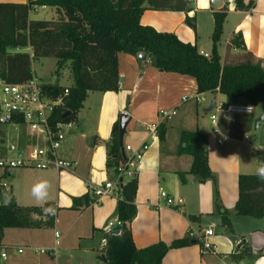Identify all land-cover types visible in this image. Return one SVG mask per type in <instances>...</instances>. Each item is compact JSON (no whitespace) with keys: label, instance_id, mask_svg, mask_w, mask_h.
I'll list each match as a JSON object with an SVG mask.
<instances>
[{"label":"crops","instance_id":"0c3cea01","mask_svg":"<svg viewBox=\"0 0 264 264\" xmlns=\"http://www.w3.org/2000/svg\"><path fill=\"white\" fill-rule=\"evenodd\" d=\"M187 1L193 8L188 16L196 18V32L185 23L187 13L183 11L148 8L141 22L158 31L174 33L182 41L195 44L201 53L209 55L212 49L214 6L211 0ZM244 1L254 2V7L249 11H238L234 0H222L221 8L226 5L227 18L219 44L221 61L224 64L233 59V55L244 52L232 43L234 35L241 34L246 50L261 60L264 66V0ZM54 16V12L50 14L51 18ZM201 30L204 32L203 40ZM118 63L119 91H90L77 114L75 126L67 130L59 155L76 163L73 169L61 172L54 169H20L15 175L12 171L4 175L0 172L2 178L13 175L15 180L22 179L24 183L21 188L12 184L8 186L10 197L13 195L18 204L23 206L55 204L57 219L53 229H50L54 231V244L55 231H58L55 229L56 222L59 220L65 233L73 232L77 248L88 256L91 253L90 257L94 259L93 263L88 261L81 264H98L95 255L101 244L104 247L106 234L118 224L119 197H97L93 187L104 184V180L112 176L106 165V144L111 139L113 125L119 123L121 112H127L131 120L124 136V146L132 144L137 148L145 141L150 145L138 164V188L134 200L137 213L130 223L135 247L142 249L158 242L171 244L189 235L192 238L190 244L169 250L163 259L164 264H222L223 260L257 264L264 257V218L239 217L235 208L239 196V175L255 173L251 171L252 163L260 166L264 162V134L249 135L257 119L264 116V111L257 113L256 106L251 116L236 115L223 120L220 127L227 139L220 145L218 139L221 136L214 134L210 119L205 120L204 113H211L213 101H228L225 96L211 92L199 93L195 79L157 69L152 65L149 55L142 60L138 55L120 52ZM198 94L202 99L200 102L195 99ZM184 97H187L186 101ZM193 100L195 102L190 105L189 102ZM163 111H170L169 116L164 118L161 114ZM173 111L176 115L171 114ZM155 122H159L165 130L163 141L149 135V126ZM263 125L264 119L257 131L262 130ZM172 129L178 133L173 138L169 133ZM196 130L207 138L209 166L215 180L217 178L219 200L223 207L221 212L227 211V224L222 222L221 214L215 213L213 183L210 180L201 182L188 173L192 156L178 154L181 132ZM8 133V130L2 129L3 145L0 146V153L5 156H15L20 150L28 151L37 144L36 138L27 129H17L15 136L10 139L7 138ZM94 137H97L96 144L92 143ZM40 181H48L50 187L46 199L37 201L32 195V188ZM161 189L175 200L174 206L167 205L166 199L160 195ZM64 217L67 222L61 220ZM21 229L29 231L30 236L34 237L42 228ZM208 229L214 231L207 239L217 247V254L204 253L202 250L199 236H203V232ZM191 233L194 235L191 236ZM5 234L6 230L3 232ZM43 234L46 236L45 231ZM21 235L29 241L28 246L33 244L28 234L26 236L24 232ZM2 239L0 264H15L12 259L9 261L11 256L8 249L21 255L24 253L23 247L16 248V245ZM20 249L23 251L19 252ZM42 249L31 248V252L48 254L42 253ZM2 253H6L7 257H2ZM12 257H16V254ZM28 263V258L21 262Z\"/></svg>","mask_w":264,"mask_h":264},{"label":"trees","instance_id":"16d2710c","mask_svg":"<svg viewBox=\"0 0 264 264\" xmlns=\"http://www.w3.org/2000/svg\"><path fill=\"white\" fill-rule=\"evenodd\" d=\"M17 1L0 0V79L7 83L31 79L32 60L35 58L55 57L59 68L69 63L73 76L71 85L44 86L54 96L69 90L65 100L71 114L65 119L57 117L58 120H76L90 91H119L120 52L135 56L145 53L157 69L192 77L197 82L199 93H216L219 88V94L225 96L228 102L240 101L254 107L264 105V66L261 60L246 50L241 34L234 35L232 43L244 52L239 53L234 62L222 64L219 44L227 18L226 5L221 9L213 7L212 49L206 56L195 44L182 41L176 34L158 31L141 22L148 8L183 11L187 13L185 23L196 32V18L188 16L193 8L187 0ZM234 3L238 11H249L254 7V2L234 0ZM41 6L52 8L55 16L51 19H32L30 12ZM27 47L32 49L33 56L18 51ZM1 127L0 144L3 142ZM164 135L165 130L160 125V140H164ZM96 142L97 137H94L92 143ZM206 142V136L198 130L182 131L178 148L179 155L192 156L188 173L201 182L215 180L209 166ZM106 146L107 168L113 180H118V224L106 234L104 254L100 258L103 264H164L163 259L169 250L189 245L192 238L188 235L171 244L158 242L142 249L135 247L130 223L137 213L134 200L138 183L137 177L126 180L125 176H119V169L124 165L121 162L118 122L113 125L111 139ZM238 188L236 215L264 218V182L259 181L255 173L240 174ZM3 191L6 189L0 187V194ZM48 208L53 211L45 212ZM222 209L216 189L215 213L221 214L222 222L227 224V211L221 212ZM56 212L57 207L53 203L23 206L11 195L9 204L0 203V239L6 228H53Z\"/></svg>","mask_w":264,"mask_h":264},{"label":"built area","instance_id":"2783aa9c","mask_svg":"<svg viewBox=\"0 0 264 264\" xmlns=\"http://www.w3.org/2000/svg\"><path fill=\"white\" fill-rule=\"evenodd\" d=\"M41 8H46L41 6ZM38 7L33 9L35 12ZM206 55V54H205ZM208 56V55H206ZM120 83V80H119ZM46 84L38 81L37 78L21 83H7L0 79V90L2 99H0V125L11 126L14 130L25 127L35 138L37 144L30 150H20L15 156H5L0 153V170L4 174L14 169H36L50 170L54 169L58 172L72 170L76 163L67 160L59 155L66 136L67 130L75 126L76 120L61 121L57 117H62L67 109L65 97L69 95V90L65 89L63 94L54 96L45 89ZM216 93L219 94V88ZM197 102L202 99L195 96ZM184 101L187 97L183 98ZM255 108L249 103L215 101V106L210 113V122L213 132L221 136L218 143H224V136L221 131L220 123L228 120L236 115L251 116L254 114ZM165 118L169 116V111L161 112ZM69 117V116H68ZM67 117V118H68ZM160 123L155 122L149 126V135L151 137H159ZM150 145L145 141L137 148L132 144L125 145L126 153H130L126 160L122 162L124 167L119 169V176H128L135 178L138 175V164L143 159ZM12 150V149H11ZM118 180L106 181L104 184L93 187V192L97 197L116 195V187ZM0 187L8 190V186L4 183L0 176ZM161 197L165 198L168 206H174L175 200L167 194L164 189L160 190ZM212 229L205 230L203 236H199L202 242V250L204 253L217 254V247L208 241V237L212 236ZM194 234L191 233V236ZM61 233L55 231V246L49 250L42 249V253L56 255L58 245L60 243ZM106 244V239L104 240ZM23 250H19L22 252ZM2 257H7L6 253H2ZM222 264H239L237 261L223 260Z\"/></svg>","mask_w":264,"mask_h":264},{"label":"rangeland","instance_id":"374dc122","mask_svg":"<svg viewBox=\"0 0 264 264\" xmlns=\"http://www.w3.org/2000/svg\"><path fill=\"white\" fill-rule=\"evenodd\" d=\"M53 13V9L52 8H41L38 7L37 11L35 12L34 10H32L30 12V17L32 19H51L50 14ZM201 36H202V40L204 38V32L201 30ZM207 37V36H206ZM207 40V39H206ZM13 51H17V50H13ZM18 51H22V52H26L29 53L31 56H33V51L30 47L27 48H22V49H18ZM233 60L232 58L230 59L229 62H234L236 60V55H233ZM58 59L55 57H41V58H35L32 60V74L33 77L35 76V78L38 79L39 82L43 83V84H60V85H70L73 83V76H72V72L70 69V65L69 63L63 65L61 68H59L58 66ZM0 99H2V92L0 90ZM208 99V96H207ZM193 102H195V100L190 101L189 104H193ZM240 102V101H239ZM207 104V102H206ZM204 104V105H206ZM264 111V105H258L257 106V113ZM170 112V111H169ZM171 114L176 115V112L173 111L171 112ZM172 115V116H173ZM205 115V120L206 119H210V114L208 113H204ZM211 123V122H210ZM2 129H4L5 131L8 130V134H7V138L10 139V137L15 136V132L16 130H14L12 127H1ZM21 129H26L25 127H21ZM21 131V130H20ZM19 132V131H18ZM170 136L171 138H173L174 136H177V130H169ZM264 134V125L262 130L257 131L255 130V128H253L250 132L249 135L251 136H259V135H263ZM3 144L1 143L0 146H2ZM259 166L256 165V163H252L251 166V171L256 172L257 168ZM22 170H28V169H22ZM20 171L19 168L12 170V174H17ZM250 171V170H249ZM1 172V170H0ZM214 174V173H213ZM126 178H128L127 176H125ZM114 178L109 177V179L104 180L103 183H105L106 181H110L113 180ZM3 181L4 183L10 187V185H16V187L21 188L23 187V181L22 179L20 180H15V176H11V177H3ZM115 181V180H113ZM214 186V192L216 194V189L218 190V186L216 184L217 182V178L216 180L212 181ZM219 192V191H218ZM10 198V194L9 191H3L0 194V203H4L5 198ZM57 219V218H56ZM55 219V220H56ZM62 221L67 222V218H62ZM58 224V225H57ZM50 229L53 228H42L40 229L38 232H36L34 237L30 236L29 231H23L24 229L21 228H6V234L3 235V241L7 242L9 241L12 245H16V248H21L23 247L24 253L19 255L18 253H16L14 251V253L16 254V257H12L13 255H15L13 253V249H8V253L11 259L13 260V262L15 264H21V262L25 259L28 258L29 263L28 264H81L82 262H88L89 263H93L94 259H92L91 253L90 256H88V254H85L82 250H80L79 248H77L78 246H76L77 243V239L74 237L73 232L70 231L68 233L64 232V227L62 225H59V220L58 223L56 222V230H58L61 234H62V238L60 240V243L58 245V251L57 254L55 255V257H52L49 254H34L31 252V248H43V249H51L54 246V231H50ZM43 231L46 232V236L43 234ZM25 232V235L28 234L30 236V239L33 240V244H30V246H28V240L26 241V238L24 236H22L21 234H23ZM51 232V233H50ZM27 236V235H26ZM28 247V248H27ZM31 247V248H30ZM29 249V250H28ZM104 254L103 251V245L101 244L99 251L97 252V254L95 255V262H97L98 264H103L102 259H100V257ZM31 255H36L34 257H31Z\"/></svg>","mask_w":264,"mask_h":264},{"label":"water","instance_id":"95a60500","mask_svg":"<svg viewBox=\"0 0 264 264\" xmlns=\"http://www.w3.org/2000/svg\"><path fill=\"white\" fill-rule=\"evenodd\" d=\"M211 4L217 8L220 9L223 6V2L222 0H211ZM146 54L145 53H139L138 57L142 60L146 59ZM215 106V101H213L211 103L210 109H212ZM71 114V110H67L65 112V114H63L62 118L65 119L67 118L69 115ZM264 116H260L256 123H255V129L257 130L259 127V124L263 121ZM131 120V116L127 113V112H121L120 114V118H119V144L121 147V152H122V157H121V162H124L126 160V151H125V146H124V136L127 133V127L128 124ZM121 182L123 181V179L120 180ZM115 233H118V226L115 228ZM104 260L106 261L105 256H103Z\"/></svg>","mask_w":264,"mask_h":264},{"label":"clouds","instance_id":"9594fccd","mask_svg":"<svg viewBox=\"0 0 264 264\" xmlns=\"http://www.w3.org/2000/svg\"><path fill=\"white\" fill-rule=\"evenodd\" d=\"M224 139H227L225 137ZM255 175L257 179L261 182H264V162L260 164V166L257 168ZM50 187V184L48 181H40L39 183L35 184L32 188V195L35 197L37 201H41L46 199L48 195V189ZM5 205L10 203V198H5L4 201ZM53 210L48 208L45 209V212H52ZM257 264H264V257H262L259 261H257Z\"/></svg>","mask_w":264,"mask_h":264}]
</instances>
